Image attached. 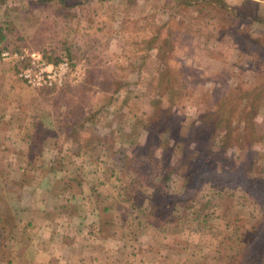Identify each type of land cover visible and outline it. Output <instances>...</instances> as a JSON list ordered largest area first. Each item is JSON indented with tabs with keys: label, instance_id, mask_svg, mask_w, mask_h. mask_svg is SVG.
Wrapping results in <instances>:
<instances>
[{
	"label": "rangeland",
	"instance_id": "1",
	"mask_svg": "<svg viewBox=\"0 0 264 264\" xmlns=\"http://www.w3.org/2000/svg\"><path fill=\"white\" fill-rule=\"evenodd\" d=\"M19 1L28 6V0ZM75 1L49 0L51 9L63 8L75 17L70 22L63 15L56 17L34 41L37 48L52 47L68 36L76 60L63 86L94 84L96 88L93 93L75 89L74 95L64 93L61 99L55 94L58 90H49L55 94L51 96L54 116L88 109L77 106L71 114L65 113L75 98L94 103L101 118L96 129L109 145L119 148L128 138L138 147L146 137L154 138L162 117L180 132L178 121L184 117L189 121L197 109L206 107L218 114L221 129L228 126L232 133L230 147L222 157L214 156L219 143L206 150L208 157L185 152L184 167L195 166L187 194L198 191L193 208L201 210L200 221L168 224L176 230L173 245L182 252L175 256L168 249L169 258L177 264H250L255 257L264 264V207L259 203H264V25L256 21H264V0H223L230 8L218 7L212 0H185L178 5L175 0H85L83 7L66 9ZM79 16L84 18L81 28L75 22ZM90 20L93 26L88 28ZM28 44L11 48L37 51ZM83 44L91 50L87 52ZM90 55H95L98 65L83 60ZM83 69L90 70L86 80ZM164 73L170 80L166 88L173 89L171 102L154 104L159 86L167 83ZM118 82L120 93L115 95ZM134 113L144 117L143 127L134 121ZM246 128L250 133L245 140L241 133ZM153 141L152 161L165 168L163 155L168 151ZM141 166L148 170L149 161ZM170 178L169 187L175 189L178 176ZM155 199L166 210L172 209L171 197ZM195 225L201 230L196 231Z\"/></svg>",
	"mask_w": 264,
	"mask_h": 264
},
{
	"label": "crops",
	"instance_id": "2",
	"mask_svg": "<svg viewBox=\"0 0 264 264\" xmlns=\"http://www.w3.org/2000/svg\"><path fill=\"white\" fill-rule=\"evenodd\" d=\"M83 20L75 19L78 28ZM83 60L97 64L95 55ZM94 88L73 83L55 94ZM55 94L26 86L13 62L0 58V264L176 263L168 254L182 253L168 228L174 221L159 228L142 195L126 201L115 168L101 161L95 104L74 97L65 113L88 109L54 116Z\"/></svg>",
	"mask_w": 264,
	"mask_h": 264
},
{
	"label": "trees",
	"instance_id": "3",
	"mask_svg": "<svg viewBox=\"0 0 264 264\" xmlns=\"http://www.w3.org/2000/svg\"><path fill=\"white\" fill-rule=\"evenodd\" d=\"M98 1L100 3L105 2V0ZM182 1L184 2L185 0H175L177 5L182 3ZM187 1L189 2V0ZM48 2L49 0H28V6L25 8L19 0H0V42L6 41L0 45V48L9 49L13 45L15 46L22 42L29 43L28 45L36 47L34 49L46 60H52L54 63L64 59L68 60L71 70H73L76 57L71 52V43L68 42L69 37L67 35L68 38L64 37L65 39L63 38L60 42L55 43V45L53 44L52 47L50 45L48 47L41 46L37 48L38 46L36 45L39 43L36 40L34 41L37 34H44L46 28L50 24H54L56 17L60 15L69 18L75 17L76 13H66L63 8L51 9L48 6ZM212 2L221 8L228 6L223 0H212ZM85 3V0H76L65 7H67L66 9H71L70 6L78 8L85 6ZM256 21L264 25L263 19L258 18ZM37 27L39 30H36ZM57 50L58 52L56 53ZM164 77H167L164 80L167 83L164 86H159L158 99H155L154 104L163 103L164 100L167 104L171 102L170 95L173 89L171 86L166 88V85L170 82L168 78L169 74L164 73ZM120 87L121 83L118 82L114 88L115 95L120 93ZM165 95H169V97L164 99ZM203 108L201 112H198L197 109V112L195 111V114L189 118V121L185 117L180 122L178 121L180 132H177L172 128V125L167 123L166 117H162L159 119L161 127L155 131V137H146L143 145L140 147L135 145L130 138L122 141L119 144V148H117L118 145L112 147L106 141V137L100 133L101 131L99 132L101 134L99 138L95 139L102 147L101 161L109 163L115 168V171L111 172L113 180L123 183L126 201L142 195L146 199L145 205L153 215L152 222H155L159 228H162V224L166 225L167 221H176L177 223H181V225L187 224L190 221L189 219H198L197 221H200L199 215L201 210L199 209L198 211L193 208V202L199 195L198 191L194 190L190 194H187L191 177L195 173V166L184 167L186 165L184 160L187 158L185 152H194L199 158L208 157L206 150L212 148L211 145L219 143L215 149L217 151L214 150V156L219 155L222 157L230 147L228 141L232 133L228 132V126H225L222 130L219 120L220 116L206 107ZM88 115L92 117L90 113ZM140 116L135 114L134 121L143 127L144 117ZM245 119H248V117H245ZM226 122L230 123L228 119ZM249 133L248 128H246L241 134H244L245 139L246 134ZM130 134H133V132ZM201 137H204V141L202 142L200 141ZM154 139L157 140V147L163 148V152L168 151L166 155H163L165 158V165L163 167L165 168L158 166L152 161L154 155L151 153V147L154 144ZM171 141L174 142L172 145H170ZM127 146L129 147L126 149ZM127 152L128 155H126ZM147 161H149L148 170L141 166L142 164L146 165ZM220 162L218 163L220 164ZM243 168L246 171L249 170V167L245 165ZM172 174H176L178 176L177 179H179L175 181V189L169 187ZM156 192L159 193L161 198L171 197L172 209L170 207V209L166 210L161 202L153 197V194ZM259 203L264 207L262 200H259ZM203 223H206L205 216L202 217ZM195 227L196 231H200L202 228L196 225ZM250 264H260V261L255 257H251Z\"/></svg>",
	"mask_w": 264,
	"mask_h": 264
},
{
	"label": "built area",
	"instance_id": "4",
	"mask_svg": "<svg viewBox=\"0 0 264 264\" xmlns=\"http://www.w3.org/2000/svg\"><path fill=\"white\" fill-rule=\"evenodd\" d=\"M0 58L12 61L17 77L33 89H60L71 68L66 59L54 63L25 47L0 49Z\"/></svg>",
	"mask_w": 264,
	"mask_h": 264
}]
</instances>
